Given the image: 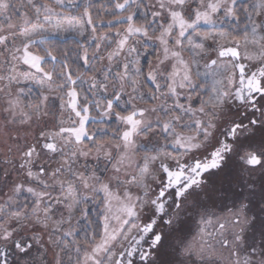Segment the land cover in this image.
<instances>
[{"label": "snow or ice", "instance_id": "1", "mask_svg": "<svg viewBox=\"0 0 264 264\" xmlns=\"http://www.w3.org/2000/svg\"><path fill=\"white\" fill-rule=\"evenodd\" d=\"M0 264H264V0H0Z\"/></svg>", "mask_w": 264, "mask_h": 264}]
</instances>
